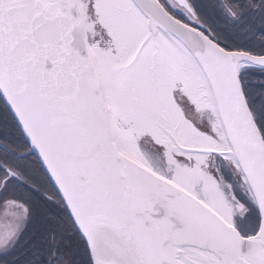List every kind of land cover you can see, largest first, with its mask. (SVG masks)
<instances>
[{
	"label": "snow or ice",
	"instance_id": "1",
	"mask_svg": "<svg viewBox=\"0 0 264 264\" xmlns=\"http://www.w3.org/2000/svg\"><path fill=\"white\" fill-rule=\"evenodd\" d=\"M0 264H264V0H0Z\"/></svg>",
	"mask_w": 264,
	"mask_h": 264
}]
</instances>
